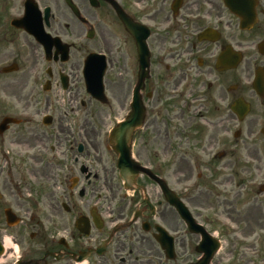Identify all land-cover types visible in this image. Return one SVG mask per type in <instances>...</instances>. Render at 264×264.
Here are the masks:
<instances>
[{"label":"flooded vegetation","instance_id":"1","mask_svg":"<svg viewBox=\"0 0 264 264\" xmlns=\"http://www.w3.org/2000/svg\"><path fill=\"white\" fill-rule=\"evenodd\" d=\"M34 1L43 32L0 36L3 262L16 247L12 264H264V0ZM192 163L212 223L190 207Z\"/></svg>","mask_w":264,"mask_h":264},{"label":"rangeland","instance_id":"2","mask_svg":"<svg viewBox=\"0 0 264 264\" xmlns=\"http://www.w3.org/2000/svg\"><path fill=\"white\" fill-rule=\"evenodd\" d=\"M19 4V0L11 1L7 9H4L3 6L0 5V36L5 26L9 25L10 21L15 17L14 13L21 12V9H19L18 6ZM60 4L62 5V8L65 9L63 0H60ZM14 5L16 6V10L12 12L10 9H12ZM23 41L24 38L23 36H21L20 42L23 43ZM4 82L5 81L0 82V87L4 85ZM10 105L13 106L12 104ZM201 165L203 166L204 162H201ZM198 167L199 166L197 163H192V177L189 180V182L191 183H188V185H192V194L193 196H196L197 199L191 201L190 207L198 217L204 219V221H207V223H212L211 221L217 218L216 214L222 208L218 207V202H216L215 198L212 196H209L207 200H204V179L201 181H197V176L199 174H202V176H204V171ZM262 183H264V178H257V186ZM261 201L262 198H259L257 204H260ZM214 205L217 208L213 207ZM210 229H212L213 231H217V226H213L212 228L210 227Z\"/></svg>","mask_w":264,"mask_h":264},{"label":"water","instance_id":"3","mask_svg":"<svg viewBox=\"0 0 264 264\" xmlns=\"http://www.w3.org/2000/svg\"><path fill=\"white\" fill-rule=\"evenodd\" d=\"M14 25H16V26H20V25H22V26H23L24 23H20V22H18V23L14 24ZM122 134H123V133L121 132V129L118 130L117 135L114 136V137L116 138L117 141L122 137ZM116 149H117L118 152L121 154V161H122L123 155H124L123 161H127V160H129V158H130L129 150H128V151H127V150H126V151H123L124 147H122L121 145H116Z\"/></svg>","mask_w":264,"mask_h":264}]
</instances>
